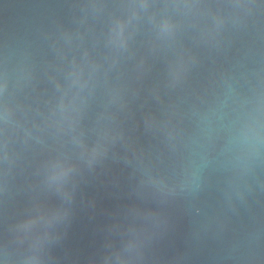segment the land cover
<instances>
[{
  "label": "water",
  "instance_id": "1",
  "mask_svg": "<svg viewBox=\"0 0 264 264\" xmlns=\"http://www.w3.org/2000/svg\"><path fill=\"white\" fill-rule=\"evenodd\" d=\"M0 264H264V0H0Z\"/></svg>",
  "mask_w": 264,
  "mask_h": 264
}]
</instances>
